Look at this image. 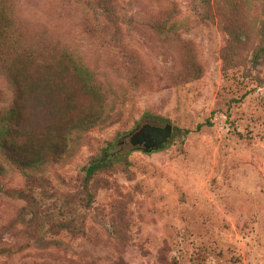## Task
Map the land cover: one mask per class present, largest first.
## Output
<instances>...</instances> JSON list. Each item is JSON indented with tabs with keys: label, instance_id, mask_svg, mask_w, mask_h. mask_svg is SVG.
<instances>
[{
	"label": "rangeland",
	"instance_id": "1",
	"mask_svg": "<svg viewBox=\"0 0 264 264\" xmlns=\"http://www.w3.org/2000/svg\"><path fill=\"white\" fill-rule=\"evenodd\" d=\"M15 2L25 37L78 50L112 101L105 122L44 167L45 186L0 174V264H264V56L253 62L264 44L242 36L231 46L244 16L220 20L214 8L206 16L193 0H117V25L103 31L87 0ZM164 20L173 30L157 33ZM12 92L0 66V105ZM91 99L76 93L75 113L98 111ZM53 113L57 125L67 117ZM166 124L190 132L172 131L154 151L133 143L143 128ZM100 153L117 161L95 177L85 208L84 167ZM26 183L35 205L9 191ZM70 205L80 232L56 224Z\"/></svg>",
	"mask_w": 264,
	"mask_h": 264
},
{
	"label": "trees",
	"instance_id": "2",
	"mask_svg": "<svg viewBox=\"0 0 264 264\" xmlns=\"http://www.w3.org/2000/svg\"><path fill=\"white\" fill-rule=\"evenodd\" d=\"M15 1L0 0V66L13 89L9 104L0 105V174L7 170L16 171L22 174L26 182L33 184L39 181L45 186L44 167L68 154L83 140L89 128L105 122L103 111L112 99L107 81L96 76L95 69L85 62L78 50L60 41L50 43L44 38L28 40L25 37ZM193 1L202 5L206 16L213 8L214 16L220 20L232 14L244 16L246 26L238 23L229 32L232 47L239 43L242 36L248 41L250 36H256L264 44V0H258L262 10L260 20L253 13L250 0ZM87 2L94 3L98 9L91 18L96 23L90 20L94 28L107 31L117 25V0ZM169 23L164 20L156 24V32L170 33L174 24ZM263 56L264 46L256 47L253 62H259ZM222 57L226 62L234 58L227 49L223 50ZM78 92L90 95L98 111L75 113L74 98ZM59 94L60 98L54 100V95ZM53 111L66 112L67 117L60 125L53 122L56 119ZM178 132L188 134L190 130L174 127L173 134ZM116 161V158L100 153L84 167L81 200L85 208L93 201L95 177L107 172ZM9 191L18 199L26 200L27 205H35V202L31 204L34 191L28 183ZM57 213L60 216L55 217L59 229L70 232L82 230V215L72 205ZM43 240L42 229H39L36 241Z\"/></svg>",
	"mask_w": 264,
	"mask_h": 264
},
{
	"label": "water",
	"instance_id": "3",
	"mask_svg": "<svg viewBox=\"0 0 264 264\" xmlns=\"http://www.w3.org/2000/svg\"><path fill=\"white\" fill-rule=\"evenodd\" d=\"M172 125L166 124L163 127L159 126H149L140 135V138L149 139L151 141V145L147 146V150L149 148H153L155 150L161 149L164 145L169 141L172 135Z\"/></svg>",
	"mask_w": 264,
	"mask_h": 264
},
{
	"label": "flooded vegetation",
	"instance_id": "4",
	"mask_svg": "<svg viewBox=\"0 0 264 264\" xmlns=\"http://www.w3.org/2000/svg\"><path fill=\"white\" fill-rule=\"evenodd\" d=\"M152 126V125H151ZM149 126L143 128V130H145L146 128H148ZM163 127V126H160ZM143 130L139 131L137 133V135L134 137L133 139V143L137 146V147H141L142 149H144L145 151H154L155 149H153L152 147L149 148L150 150H147V146L151 145V141H149V139H145V138H140L141 133L143 132ZM170 140V139H169ZM167 144V143H166ZM165 144V145H166Z\"/></svg>",
	"mask_w": 264,
	"mask_h": 264
}]
</instances>
